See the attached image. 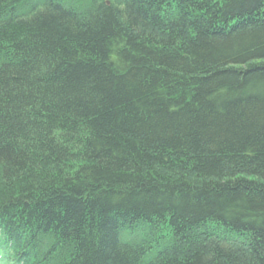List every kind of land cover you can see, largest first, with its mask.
<instances>
[{"label":"trees","instance_id":"1","mask_svg":"<svg viewBox=\"0 0 264 264\" xmlns=\"http://www.w3.org/2000/svg\"><path fill=\"white\" fill-rule=\"evenodd\" d=\"M5 264H264V0H0Z\"/></svg>","mask_w":264,"mask_h":264},{"label":"rangeland","instance_id":"2","mask_svg":"<svg viewBox=\"0 0 264 264\" xmlns=\"http://www.w3.org/2000/svg\"><path fill=\"white\" fill-rule=\"evenodd\" d=\"M0 264H5V262H3V259L0 257Z\"/></svg>","mask_w":264,"mask_h":264}]
</instances>
